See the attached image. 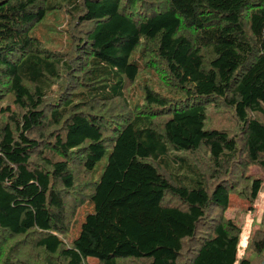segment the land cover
Masks as SVG:
<instances>
[{
    "label": "trees",
    "instance_id": "1",
    "mask_svg": "<svg viewBox=\"0 0 264 264\" xmlns=\"http://www.w3.org/2000/svg\"><path fill=\"white\" fill-rule=\"evenodd\" d=\"M262 182L264 0H0V264H264Z\"/></svg>",
    "mask_w": 264,
    "mask_h": 264
},
{
    "label": "rangeland",
    "instance_id": "2",
    "mask_svg": "<svg viewBox=\"0 0 264 264\" xmlns=\"http://www.w3.org/2000/svg\"><path fill=\"white\" fill-rule=\"evenodd\" d=\"M64 15V14H63ZM65 16V15H64ZM51 21V19H50ZM52 21H54L52 19ZM61 22H64V17L61 19ZM58 24V22H53ZM42 39L45 45L51 48H59L63 45V42L60 40L51 39L52 33L47 31L45 34H38ZM197 58L193 55H189L187 53V46H180L177 55H176V65L177 67H173V70L177 74L180 80H185L188 78V72L191 67L197 64ZM198 90L200 92H208L212 90V87L204 80H201L198 84ZM105 162V157L97 163L95 167V172L93 174L94 178H98L100 172L102 171V167ZM264 210V182H262L261 188L257 195V198L253 204V207L250 208V203L247 200L239 198L236 195H231L230 205L225 212V215L231 218L237 225L241 227V232L239 235V241L237 245V254L236 260H240L243 256L251 255L248 254V245L251 238V233L256 228H263L264 225L261 223V215ZM92 211V202L88 201L84 206H82L78 214L73 221L71 229L67 235V240H71L75 238L79 231L80 225L84 220V217L87 212ZM90 264H96L94 259L89 260Z\"/></svg>",
    "mask_w": 264,
    "mask_h": 264
}]
</instances>
